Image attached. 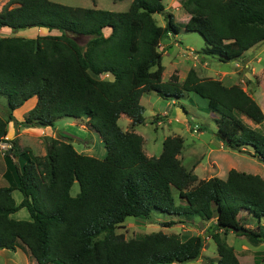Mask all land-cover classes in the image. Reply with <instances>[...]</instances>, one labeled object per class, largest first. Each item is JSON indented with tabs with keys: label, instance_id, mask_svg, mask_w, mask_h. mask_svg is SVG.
<instances>
[{
	"label": "trees",
	"instance_id": "trees-1",
	"mask_svg": "<svg viewBox=\"0 0 264 264\" xmlns=\"http://www.w3.org/2000/svg\"><path fill=\"white\" fill-rule=\"evenodd\" d=\"M189 15L183 24L198 32L200 53L231 61L264 41V0H181ZM162 0H132L124 11L85 8L53 0H8L0 10V28L55 29L58 34L0 36V96L6 98L0 116V143L6 184L0 186V249L26 248L35 264H185L197 260L204 247L201 235L182 240L156 231L125 239L116 228L128 216L149 219L154 212L177 216L179 222L199 217L219 255L217 264H240L228 232L257 246L264 243V179L230 169L226 177L198 179L178 159L179 135L167 136L159 156H147L143 137L118 125L121 115L130 127L143 122V93L166 99L194 92L207 100L209 111L243 112L255 122L264 113L241 87L201 78L190 68L179 82L176 72L162 81L159 43L178 33L172 13L158 25ZM109 28L108 35L103 33ZM88 36L81 45L76 36ZM110 73L111 80L101 79ZM36 97L27 116L13 111ZM216 114V113H215ZM62 117L85 118L101 137L106 155L78 153L72 144L52 138L43 156L6 140L8 123L54 126ZM216 138L227 148L249 146L264 163V133L240 125L227 114L215 118ZM17 157V159H15ZM79 192L70 193L74 182ZM178 192L177 204L173 191ZM21 199L17 202L13 192ZM25 209V218L15 215ZM245 213L244 218L239 214ZM247 221L252 223L246 225ZM174 221L162 222L169 226Z\"/></svg>",
	"mask_w": 264,
	"mask_h": 264
},
{
	"label": "rangeland",
	"instance_id": "rangeland-1",
	"mask_svg": "<svg viewBox=\"0 0 264 264\" xmlns=\"http://www.w3.org/2000/svg\"><path fill=\"white\" fill-rule=\"evenodd\" d=\"M7 1L0 0V10ZM53 1L85 8L124 11L132 0ZM162 2L165 11L154 15L156 23L164 26L166 24L165 14L172 13L174 22L178 24L179 32L170 33L159 43L158 49L162 55L161 64L165 67L161 80L168 81L171 74L176 72L179 82H182L189 69L193 68L201 78L218 79L224 85L241 87L260 105L264 113V41L259 42L234 60L219 61L216 57L200 53L204 47L202 36L198 32L187 31L183 27L189 15L181 7V0H162ZM109 32V28L103 29L105 35H108ZM46 34H58V31L36 26L15 30L9 27L0 28V36L34 38ZM76 39L81 45H85L88 36L78 35ZM99 77L107 80L112 79L110 73H103ZM140 103L144 108L143 122L130 127L131 119L123 114L118 120V125L122 130H133L143 137V150L147 156H159L163 148V140L167 136L179 135L183 138V147L178 154V159L188 171L196 174L199 180L213 176L224 179L232 168L258 174L264 179V163L253 156V151L249 146L233 150L225 147L215 135V118L221 114H227L240 127L247 126L261 133H264V118L257 123L236 109L229 112L218 110L215 114L209 111L207 100L194 92H185L177 100L162 98L154 91L145 92L140 98ZM4 106H6V98L0 96V116L3 118L5 117ZM27 106H21L20 110L15 111V115L13 112L18 121L27 116L28 111L22 112ZM13 138L17 139L21 148L28 147L37 156H43L46 153L47 143L52 138L70 142L74 149L81 154L102 159L106 155V148L101 137L85 118L80 121L62 117L55 122L54 126L28 128L15 126L13 122H9L5 139ZM7 145L6 142L1 143L2 148L8 147ZM3 168L5 170L4 161ZM1 183H4L2 177ZM78 192V182L75 181L70 193L75 196ZM173 193L178 204L181 201L178 192L174 190ZM13 197L17 202L21 199L17 191L13 192ZM26 215V210L21 209L15 216L25 218ZM244 215V212L239 214L243 218ZM246 219L248 220V217ZM166 221L175 223L163 226L162 222ZM209 223L199 217L182 223L178 221L177 216L154 212L149 219L126 217L124 222L117 226L116 233H122L125 239L159 230L167 234H177L182 240L191 235H201L204 238V247L200 257L185 264H217L219 255L214 241L207 232ZM261 224L264 226V219L261 220ZM246 225L251 226L252 223L247 221ZM225 238L227 243L233 247L240 264H264V243L253 246L244 236H237L233 232H228ZM1 251L0 249V264H35V260L26 248Z\"/></svg>",
	"mask_w": 264,
	"mask_h": 264
},
{
	"label": "crops",
	"instance_id": "crops-1",
	"mask_svg": "<svg viewBox=\"0 0 264 264\" xmlns=\"http://www.w3.org/2000/svg\"><path fill=\"white\" fill-rule=\"evenodd\" d=\"M2 29V28H1ZM35 103H36V97L34 96V97H32V98H30V99H28L26 102H24V104L22 105V106H26V105H28L27 107H26V109H23L22 110V112L24 113V112H26V111H29L34 105H35ZM20 108H21V106L19 107V108H17V109H15L13 112H14V115H15V111H17V110H20ZM3 155H2V153L0 152V170H1V174H0V180H1V177H2V174H3V171H4V168H3ZM2 182H4V183H1L0 184V186H4L6 183H5V181H4V179H3V177H2ZM2 251L1 252H6L5 250L6 249H1Z\"/></svg>",
	"mask_w": 264,
	"mask_h": 264
},
{
	"label": "clouds",
	"instance_id": "clouds-1",
	"mask_svg": "<svg viewBox=\"0 0 264 264\" xmlns=\"http://www.w3.org/2000/svg\"><path fill=\"white\" fill-rule=\"evenodd\" d=\"M1 143H2V142H1ZM1 143H0V147H1ZM6 144L9 145V143H7V142H6ZM9 146H10V145H9ZM6 148H8V147H6ZM6 148H2V147H1V149H6ZM1 153H2V152H1Z\"/></svg>",
	"mask_w": 264,
	"mask_h": 264
},
{
	"label": "water",
	"instance_id": "water-1",
	"mask_svg": "<svg viewBox=\"0 0 264 264\" xmlns=\"http://www.w3.org/2000/svg\"><path fill=\"white\" fill-rule=\"evenodd\" d=\"M15 159H17V157H15Z\"/></svg>",
	"mask_w": 264,
	"mask_h": 264
},
{
	"label": "built area",
	"instance_id": "built-area-1",
	"mask_svg": "<svg viewBox=\"0 0 264 264\" xmlns=\"http://www.w3.org/2000/svg\"><path fill=\"white\" fill-rule=\"evenodd\" d=\"M9 147V145H7Z\"/></svg>",
	"mask_w": 264,
	"mask_h": 264
}]
</instances>
